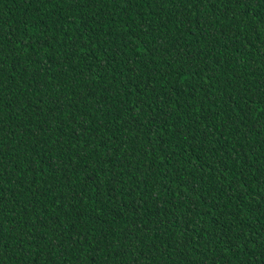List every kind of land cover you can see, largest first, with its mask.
Returning a JSON list of instances; mask_svg holds the SVG:
<instances>
[{
    "label": "trees",
    "instance_id": "1",
    "mask_svg": "<svg viewBox=\"0 0 264 264\" xmlns=\"http://www.w3.org/2000/svg\"><path fill=\"white\" fill-rule=\"evenodd\" d=\"M0 264H264V0H0Z\"/></svg>",
    "mask_w": 264,
    "mask_h": 264
}]
</instances>
